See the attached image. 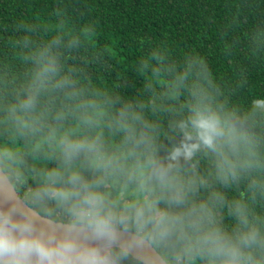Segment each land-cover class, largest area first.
<instances>
[{"label": "clouds", "instance_id": "9594fccd", "mask_svg": "<svg viewBox=\"0 0 264 264\" xmlns=\"http://www.w3.org/2000/svg\"><path fill=\"white\" fill-rule=\"evenodd\" d=\"M24 43L0 78V264H264V97L229 106L201 60L154 52L151 96L126 100L61 36Z\"/></svg>", "mask_w": 264, "mask_h": 264}, {"label": "trees", "instance_id": "16d2710c", "mask_svg": "<svg viewBox=\"0 0 264 264\" xmlns=\"http://www.w3.org/2000/svg\"><path fill=\"white\" fill-rule=\"evenodd\" d=\"M56 36L83 84L122 99L151 96L142 65L156 64L154 52L177 67L201 60L229 106L264 97V0H0V78L25 75V37L41 45Z\"/></svg>", "mask_w": 264, "mask_h": 264}]
</instances>
